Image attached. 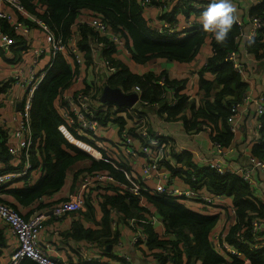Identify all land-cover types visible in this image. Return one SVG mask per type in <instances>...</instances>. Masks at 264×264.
Masks as SVG:
<instances>
[{
    "label": "trees",
    "instance_id": "16d2710c",
    "mask_svg": "<svg viewBox=\"0 0 264 264\" xmlns=\"http://www.w3.org/2000/svg\"><path fill=\"white\" fill-rule=\"evenodd\" d=\"M26 8L46 21L57 37L66 40L74 32V26L85 11L93 10L102 17L109 20L111 28L120 30L123 38L133 39L134 47H126L132 50L133 58L139 63L156 57H166L178 62H188L199 52L200 47L210 36V43L213 49L207 63L199 70L201 90L205 92L204 105L196 104L195 100L187 93V79H173L168 72L162 71L159 74L148 72L139 74L132 70L127 63L118 59L116 54L119 49L114 43L106 49H101L104 59L116 67L106 83L112 87H120L126 92H133L139 89L142 105L160 104V110L165 111L171 118L187 109L192 111V118L188 119L184 114L181 117L186 122L189 132L201 129L199 117L211 124V134L214 142H219L223 147L228 148L234 140L235 133L231 129L228 118L231 116L233 105L239 101L245 92L247 82L243 73L235 68L233 62L228 59L231 51H238L240 57L242 38H245L248 52L254 53L257 57L264 56V29L259 31L258 36L248 40L243 33V27L235 21L227 38L223 42H217L212 32L205 31L202 24H196L188 29L183 37L158 36V32L149 26V20L139 4L138 0H20ZM197 0H186L182 3L183 15L190 16L194 12L196 16H202L203 11L208 7V0H199L201 5L195 7L193 3ZM35 2H39L45 8L43 13L36 10ZM157 4V0H152ZM250 4L249 1H247ZM252 6H250L251 8ZM249 8V15L264 14V2ZM177 8L165 12L162 18L174 21ZM235 15V14H234ZM0 24L5 31L14 34L6 21ZM81 39L79 50L82 52L84 64L92 66L93 56L91 52L89 36L96 37L97 33L87 24H80ZM102 39H105L102 38ZM21 47L25 48V40L21 38ZM100 50V51H101ZM243 51V50H242ZM79 65L74 64L70 58L63 54H57L48 65L46 74L37 88L34 90L32 108L30 112V127L33 136V144L40 142L39 149L42 153L44 174L34 185L29 182L30 174L23 176L26 184L23 188H12L10 191L18 202L28 205L45 195L59 191L66 181L67 171L74 163L83 159H90L91 165L88 168H81L74 174V184L82 172L92 173L94 171L110 172L123 185L129 184L125 173L114 167L110 162L103 159H96L93 154L81 149L78 145L68 140L61 130L63 118L60 113L59 104H62L64 90L68 89L76 80L79 74ZM211 74L213 77L208 78ZM164 80V84L160 80ZM216 86L220 89L215 92V98L209 99L210 93ZM91 87L84 90L89 92ZM169 90L175 93V103L168 102ZM227 97V99H225ZM98 96L94 99L96 100ZM99 99V98H98ZM224 99V101H223ZM107 110H98L97 115L103 125L109 121L119 123V131L126 122L125 116L113 110L110 103H105ZM121 109V108H120ZM139 116H144L143 111L135 109ZM261 140L255 143L252 148V155L264 161V113L259 117ZM73 135L89 143L94 141L88 137L81 136L76 132ZM7 133L0 130V152L8 153ZM99 152V150H98ZM180 158V157H179ZM38 163L37 159L31 158L32 169ZM195 166V165H194ZM19 168H23L21 165ZM7 169V168H6ZM16 169V168H14ZM10 169V170H14ZM31 169V170H32ZM129 168H127L128 170ZM8 170V169H7ZM195 172L186 176L189 185H196L192 176H196L201 182L198 188L206 187L208 192L221 193L226 197L233 198V206L236 210V221L227 229V241L237 246L243 252V258L229 253H221L213 246V233L218 225L217 214L196 211L187 206L185 198L166 197L143 190L140 195L130 191H121V187L109 185L100 189L102 198V228H81L75 236L95 239L106 236L105 241L114 242L110 229L112 209L121 212L125 219H137L148 232L146 247L153 255L161 259L162 264H264V240H258L253 232V219H264V201L255 194V189L246 182L238 172L219 173L211 168L196 167ZM124 188V187H123ZM85 203L93 211L90 198L87 196ZM44 203L41 206H46ZM54 203H52L53 205ZM10 205L15 206L10 203ZM56 205V204H55ZM54 205V206H55ZM17 208V206H15ZM46 208V207H45ZM18 209V208H17ZM157 213L160 216L166 230L171 236H163L152 223L146 220V214ZM261 231L260 234H263ZM0 237L2 233L0 231ZM166 252V253H165ZM110 255L111 252H106ZM119 258V257H114ZM23 264H37L25 260ZM94 264V263H91Z\"/></svg>",
    "mask_w": 264,
    "mask_h": 264
},
{
    "label": "crops",
    "instance_id": "0c3cea01",
    "mask_svg": "<svg viewBox=\"0 0 264 264\" xmlns=\"http://www.w3.org/2000/svg\"><path fill=\"white\" fill-rule=\"evenodd\" d=\"M235 2L231 0L233 6L237 9V16H240L244 18L245 21H248L251 17L248 13L250 4L241 8L237 7ZM0 8H6L2 0H0ZM239 8L241 13H238ZM85 12L87 13L88 11ZM160 12L162 11L158 7L152 9L147 8L145 10V14L147 16L152 15V17H154L155 24L159 23L156 19L157 16L160 15ZM83 18L84 15H81L80 19ZM74 28L77 27L75 26ZM246 30H248V27H246ZM32 37L35 46H41L46 42L44 33L37 27H34L32 31ZM242 40L243 42L240 46L241 53L247 49L245 38L243 37ZM126 41L129 46L134 47L132 38L129 40L126 38ZM20 47L21 41L17 47L5 49L1 46L0 41V130H4V132L8 135V141L6 144L8 153L4 151L0 152V169H14L20 165L24 166L23 160H20L19 164L17 163L16 158H19L18 155L14 154L10 150L11 147L16 145V140H11L9 142V137L15 135V131L20 126L22 119L21 111L27 88L22 85H16L17 83H14L13 79L16 75L20 74V81H26L32 70L35 69L36 72L44 70L51 64L53 59L51 50H47L35 65L31 54H28V52H24L23 50L18 51ZM212 52L213 49L210 43V36H208L200 47L197 55L188 62H178L166 57H156L149 59L146 62L139 63L134 60L132 50L128 47H126V50L119 47V51L116 56L118 59L127 63L132 70L139 74L148 72L159 74L162 71H166L173 79L186 78L188 80L186 83L187 93L193 97L191 99L195 100L196 104H201L203 106V101L205 97L207 98V96H205V92L201 90L199 86L200 75L198 72L207 63V60ZM240 58L243 66V77L247 82L245 92L249 94L250 101L240 106L239 116L235 120L238 129L234 132L235 135L232 142V150L225 156V162H228L234 166V168L247 167L250 165L251 159L256 158L252 155V148L255 143H258L261 140V133L259 129L260 127H258L255 104L256 100L262 101V97L264 96V56L257 57L254 53L248 52L247 54L244 53V55ZM103 61L104 53L101 50L96 54V62L92 66L87 67L83 64L79 67V78L76 79L68 89L63 91L64 94H72L76 91L84 90L87 86H89L91 89H96L98 93L99 99L97 98L95 100V105L99 107L103 103H113L103 102L101 100L104 86L107 84L106 81L110 75L106 74L103 67ZM207 77L212 78L213 76L208 74ZM219 89L220 86H216L208 98H215V92ZM134 91L140 94L139 89H135ZM174 97V91L169 90L167 100L171 105L175 103ZM225 99H227V97H225ZM141 102L143 101L140 100L135 107L142 110V114H145L144 116L148 118L147 120L149 121L150 129L155 132H161L164 134L165 139L170 138L166 139V143L171 144V152L168 156L161 160V172L168 175L167 184L177 187L187 186V175L194 173V169L196 167L204 168L207 165L208 158H216V152L213 144L214 140L212 139L211 131L208 128L211 127L210 122L203 121L202 118L199 117L198 120L202 126L201 129L189 132L186 127V122L181 115L184 114L188 119H191L192 111L190 109H187L184 113H180L169 118L168 114L164 110H160V104H153L149 105V108H144V105H142ZM60 105L61 104L58 106ZM116 105L120 107V105ZM86 137L93 139L94 144L90 146L89 143H84L75 137H72V139L69 137L67 138L72 143L80 145L81 147H79L81 149L87 148L90 153L95 155L100 153L99 156H94L96 159H102L103 156H108L113 159L116 164H120L126 170L129 168L127 171L131 173L134 178H140V176L143 178L141 171L147 157L140 152H138L137 155H130L123 147H121V144L118 142L120 138L118 122L109 121L108 124L104 125L97 131L95 137ZM39 146L40 142L36 141V144L34 145L32 143L29 148L30 161L31 158L38 160V163L33 168L32 175H30L29 182H31V185H34L36 181H38L45 173L43 168L42 153ZM133 146L136 150H139V140L137 138H134ZM92 147H98L99 152L97 148L93 149ZM90 165V159L77 161L67 171L66 181L64 186L59 191L50 195H45L41 199H38L28 205L20 204L16 197L9 191L12 188H23L26 184V179L23 177L18 178L11 186L1 188L0 198L6 203H12L17 206L18 210L26 217L31 216L40 209H44L45 212L47 211V218L40 235L41 245L51 256L61 259L66 264H91L93 262L87 261L88 257L96 256L99 253L98 250H103L107 253L111 252L110 255L104 256V259H106V257L108 259H112L116 256L119 257L123 254H129L132 258L130 264H162L161 259L153 255L147 248H144L143 246H141L142 248H137L132 244L134 235L133 229L124 224V218L120 214H116L118 216L117 224L113 225L112 222L110 223L112 237L116 236L114 242H106L105 240L108 239L106 236L90 239L87 237L73 235V232H76V230H78V234H82L80 232L81 228L100 229L103 226L102 217L104 210L102 208V198L96 195L98 191L95 189H90L87 194L93 206V211H91L90 208L88 209V206L85 203L83 209L62 217H56L52 213L51 208L55 204L57 205L68 200L70 196L79 188L81 177L79 176L74 184L75 172L81 168H88ZM252 176L255 183V194L259 199L264 201V170L261 168H255L252 172ZM158 182L159 179H157L155 174H153L145 180L144 185L147 187L146 191L151 192L157 187ZM205 188L206 187H202V190L207 191ZM186 202L188 207L196 211L203 212L205 211L204 209H206L208 212L209 210H212V214H217L219 217L217 225L219 227H225L228 229L236 221V216L233 213L234 206L232 197H224L222 201L218 202L217 205L212 206L209 209L200 208L194 200H186ZM44 203L48 204L46 206H41ZM52 203L54 204L52 205ZM157 216H159V214H157ZM154 226L163 236H171L161 220H158ZM0 231L2 233V237H0V264H7L10 254L17 243V239L2 219H0ZM118 239L121 240V245H117ZM103 246L105 250L103 249ZM116 262L117 261L114 259L113 263L116 264ZM167 264L172 263L168 262Z\"/></svg>",
    "mask_w": 264,
    "mask_h": 264
},
{
    "label": "built area",
    "instance_id": "2783aa9c",
    "mask_svg": "<svg viewBox=\"0 0 264 264\" xmlns=\"http://www.w3.org/2000/svg\"><path fill=\"white\" fill-rule=\"evenodd\" d=\"M7 8H0V22L6 21L9 27L13 30L14 34L9 31H5L0 24V41L1 46L5 49H11L17 47L22 39L25 40L24 52L31 54L34 64L41 59L43 54L47 50H51L53 58L61 53L64 56L71 59L74 64L79 66L84 64V58L82 52L79 50V40L81 39V32L79 29L80 24H87L97 35L89 36L88 40L91 47L93 56V63L96 62V54L101 49H106L111 46L112 43L126 50V41L123 38L122 32L111 28L108 19L102 17L96 11L90 10L87 13L84 12V18L79 19L74 28V32L68 36L66 40L57 37L51 26L40 18L37 14L29 11L26 6L20 0H2ZM158 3L154 4L152 0H138L142 6L144 12L147 8H159L162 12L157 16L159 23H154V17L152 15H146L149 20V26L154 28L158 32V36L164 37H183L188 33V29L194 27L196 24L201 23V18L196 16L192 11L190 16L183 15L182 3L186 0H157ZM250 6H256L262 4L264 0H248ZM210 3L211 0H208ZM195 7L201 5V1L197 0L193 3ZM36 10L39 13H43L45 8L41 3L35 2ZM177 8L176 17L174 21H169L162 18L163 13L172 11ZM236 22L243 27V33L248 40L254 39L258 36L259 31L264 29V14L251 16L248 21L244 18L237 16V9H235ZM34 27H37L44 33L45 44L41 46H35L32 31ZM248 27V30H246ZM105 39H102L104 38ZM244 53H248V49L244 50ZM228 59L231 60L240 72H243V66L241 64V58L238 51H231L228 55ZM103 67L106 74H111L116 71V67L113 66L108 59H104ZM46 74V69L36 72L32 70L29 78L26 81H20V74L16 75L13 79L16 85H22L26 90L25 98L22 107V119L19 128L15 131V135L9 137V142L16 140V145L11 147L10 150L18 155L16 158L19 164L20 160H23V168L16 167L14 170L0 169V191L1 188L9 187L18 178L32 175L33 169L31 161L29 159V148L33 143V136L30 127V112L32 108V99L34 90L40 84ZM79 75V74H78ZM77 76L76 79H78ZM161 84H164V80H160ZM98 96L96 89H90L89 92L85 90H79L72 94H63L62 104L59 106L61 116L63 118V124L61 130L66 137H75L73 132L81 136L95 137L98 130L104 125L99 120L97 115L98 110H107L108 106L103 103L101 106L95 105V97ZM250 101V96L247 92H244L239 101H237L232 107V114L228 118L233 132L238 129L236 118L240 113V106ZM112 109L118 110L119 114L125 116L126 122L120 131L119 144L123 147L128 154L142 153L147 157L145 164L142 167L141 175L143 178H134L123 166L116 164L113 159L108 156H103L102 159L112 163L116 168L122 170L129 184L123 185L117 180L110 172L107 171H94L89 173L87 171L80 174L81 182L79 188L70 196V198L60 204H57L51 208L52 213L56 217H62L67 214L78 212L83 209L88 191L95 189L98 191L96 194L100 195V188L107 187L109 185H115L121 187V191H130L135 195H140L143 190H146L145 180L155 174V177L159 179L158 185L151 193L159 194L166 197H178L185 198L187 200H194L200 208H210L217 205L222 201L224 194L212 193L203 191L202 188H198L199 182L196 176H192V180L196 182V185L187 186H172L167 184L168 175L161 172L162 165L161 160L168 156L171 152V144L166 143V138L161 132H155L150 129L148 118L145 116H139L135 112V106H117L114 103H110ZM146 104V103H145ZM256 115L258 118V127H260L259 117L264 113V96L262 101L256 100ZM121 108V109H120ZM211 131V127H208ZM92 134V135H90ZM76 138V137H75ZM134 138L139 140V150H136L133 146ZM78 139V138H77ZM80 140V139H79ZM93 140V139H92ZM83 141V140H80ZM84 142V141H83ZM216 158H208L207 165L205 167L211 168L219 173L225 172H238L242 175L243 179L251 184L255 189L254 178L252 172L255 168H261L264 170V161L258 158H252L250 165L247 167L234 168L228 162H225L226 154L232 150V145L228 148L223 147L219 142H213ZM99 150V149H98ZM21 158V159H20ZM118 163V162H117ZM32 169V170H31ZM100 188H96V187ZM124 187V188H123ZM99 199V198H98ZM233 213L236 215V210L233 208ZM47 211L40 209L38 212L26 217L15 206L6 203L0 198V219H2L9 227L10 231L17 239V243L10 254V258L7 264H23L25 260L33 261L37 264H66L61 259L51 256L46 249L41 245L40 235L44 227L45 220L47 218ZM121 214L117 209H112V224H117L118 216ZM123 216V215H122ZM146 220L148 223L156 224L160 219L157 213L146 214ZM157 217V219H156ZM124 218V217H123ZM124 224L133 229L134 235L132 244L137 248L146 247V241L148 239V232L145 227L135 218H124ZM253 232H255L256 238L264 240V219L254 218ZM227 229L222 228L220 230H214L213 233V246L221 253H229L243 258V252L237 247L229 244L227 241ZM117 245H121V240H117ZM103 249L105 250L104 246ZM98 254L94 257H88L89 262L94 264H130L132 258L129 254H123L119 258L104 259L107 256L106 251L98 250ZM102 252V253H101ZM85 260V261H86Z\"/></svg>",
    "mask_w": 264,
    "mask_h": 264
},
{
    "label": "clouds",
    "instance_id": "9594fccd",
    "mask_svg": "<svg viewBox=\"0 0 264 264\" xmlns=\"http://www.w3.org/2000/svg\"><path fill=\"white\" fill-rule=\"evenodd\" d=\"M234 13L231 0H211L201 16L202 28L212 32L217 42H223L236 21Z\"/></svg>",
    "mask_w": 264,
    "mask_h": 264
},
{
    "label": "water",
    "instance_id": "95a60500",
    "mask_svg": "<svg viewBox=\"0 0 264 264\" xmlns=\"http://www.w3.org/2000/svg\"><path fill=\"white\" fill-rule=\"evenodd\" d=\"M101 100L103 102H113L120 106H135L141 100V96L136 91L126 92L120 87H112L106 84L103 89Z\"/></svg>",
    "mask_w": 264,
    "mask_h": 264
},
{
    "label": "rangeland",
    "instance_id": "374dc122",
    "mask_svg": "<svg viewBox=\"0 0 264 264\" xmlns=\"http://www.w3.org/2000/svg\"><path fill=\"white\" fill-rule=\"evenodd\" d=\"M234 2H235V5L237 6V7H241V8H244V7H246V5L248 6V0H233ZM239 3V4H238ZM240 5V6H239ZM234 8L236 9V7L234 6ZM241 13V10H240V8L238 9V13ZM75 27V26H74ZM150 106L149 105H144V108H149ZM136 108V107H135ZM90 135H92V134H90ZM69 138H71L72 139V137H69ZM84 143H86V142H84ZM78 144H79V142H78ZM81 145H84V144H81ZM90 145V144H89ZM78 146H80V145H78ZM91 146V145H90ZM81 147V146H80ZM94 147V146H93ZM92 147V148H93ZM95 148H97V150H98V147H95ZM95 148H93V149H95ZM83 150H85L86 152H88L89 154H90V156H93V154H91L90 153V151H89V149L87 150V148L85 149V148H82ZM94 157V156H93ZM96 188H100L99 186L98 187H96ZM100 189H103V188H100ZM100 200V199H99ZM101 201V200H100ZM205 211L204 212H207L206 211V209H204ZM209 214H212V210H209ZM221 226V225H220ZM222 228H225V227H219V226H217V228H216V230H220V229H222ZM147 250V249H146Z\"/></svg>",
    "mask_w": 264,
    "mask_h": 264
}]
</instances>
